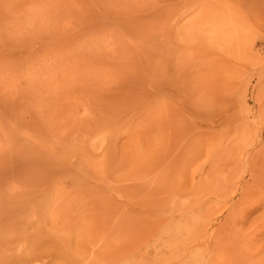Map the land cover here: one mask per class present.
<instances>
[{"label": "rangeland", "instance_id": "1", "mask_svg": "<svg viewBox=\"0 0 264 264\" xmlns=\"http://www.w3.org/2000/svg\"><path fill=\"white\" fill-rule=\"evenodd\" d=\"M0 264H264V0H0Z\"/></svg>", "mask_w": 264, "mask_h": 264}]
</instances>
